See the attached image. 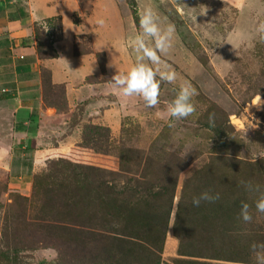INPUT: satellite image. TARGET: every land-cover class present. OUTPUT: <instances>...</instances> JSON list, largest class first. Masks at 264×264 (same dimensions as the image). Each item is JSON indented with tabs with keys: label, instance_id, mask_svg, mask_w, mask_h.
<instances>
[{
	"label": "rangeland",
	"instance_id": "obj_1",
	"mask_svg": "<svg viewBox=\"0 0 264 264\" xmlns=\"http://www.w3.org/2000/svg\"><path fill=\"white\" fill-rule=\"evenodd\" d=\"M76 1L78 26L72 32L60 26L55 47L28 80L33 89L27 94L38 98L41 116L32 126L34 146L29 141L25 152L16 148L10 181L0 177V264H77L33 219L36 205L52 187L54 172L74 174V166L87 173L91 167L99 170L90 179H100V170L117 174V182L127 185L124 150V166L135 178L152 158L155 166L147 178L155 183L189 166L179 177L161 264H254L248 240L264 235V214L255 207L259 193L240 190L253 217L245 223L238 219V197L222 200L219 182L224 176L264 190V42L256 31L264 23V0ZM149 6L162 26L175 25L173 46L161 56L160 68L174 71L177 79L161 82L154 108L139 98L122 99L110 82L136 63L130 38L140 31V14ZM14 76L13 67L3 68L0 86L12 90ZM186 83L197 91L196 111L170 128L157 113ZM249 165L258 166L260 176ZM205 190L218 192L220 200L193 206V196ZM181 206L192 220L178 218ZM199 227L203 236H212L207 243L195 237Z\"/></svg>",
	"mask_w": 264,
	"mask_h": 264
},
{
	"label": "trees",
	"instance_id": "obj_2",
	"mask_svg": "<svg viewBox=\"0 0 264 264\" xmlns=\"http://www.w3.org/2000/svg\"><path fill=\"white\" fill-rule=\"evenodd\" d=\"M30 120L35 125L38 116L32 115ZM124 154L125 150L121 155L122 170L131 176L127 185L122 186L117 182V174L100 170L103 173L98 176L100 179H90L93 176L91 172L99 170L91 167V172L87 173L84 168L74 166V171L77 172L74 174L66 173L65 170L54 172L51 176L55 179L52 187L46 191L41 204L36 205L37 211L33 219L41 222L47 233L60 240V250L63 251L64 248L66 252L63 253L67 257L75 256L77 264L162 262L179 177L189 166H180L173 170L170 178L162 183H155L147 178L155 166V162L151 163V157L147 158L146 170L144 169L140 178H135V173L124 166ZM228 166L238 170L246 168ZM247 168L260 176L258 166L249 165ZM166 169L170 171L172 168ZM107 175L109 179L104 177ZM167 175L170 176L168 173ZM220 183L224 189L222 200L235 195L238 197L235 199L236 204L246 202L245 196L241 195L240 181H227L223 176ZM17 197L28 201L23 196ZM177 215L180 220H184L185 216L193 219L183 206ZM194 230L198 241L207 243L206 240L212 239V236H203L200 227ZM251 237L249 243L264 242L262 234L255 233ZM69 251H72L71 254Z\"/></svg>",
	"mask_w": 264,
	"mask_h": 264
},
{
	"label": "crops",
	"instance_id": "obj_3",
	"mask_svg": "<svg viewBox=\"0 0 264 264\" xmlns=\"http://www.w3.org/2000/svg\"><path fill=\"white\" fill-rule=\"evenodd\" d=\"M78 11L76 0H0V73L11 66L15 74L12 90L5 93L7 88L0 86V177L5 182L10 181L15 149L25 152L29 141H36L32 126L41 115L38 98L27 94L33 89L28 80L55 47L53 36L60 35V26L70 32L78 26ZM32 115L38 116L35 125Z\"/></svg>",
	"mask_w": 264,
	"mask_h": 264
},
{
	"label": "clouds",
	"instance_id": "obj_4",
	"mask_svg": "<svg viewBox=\"0 0 264 264\" xmlns=\"http://www.w3.org/2000/svg\"><path fill=\"white\" fill-rule=\"evenodd\" d=\"M162 25L163 21L160 16L150 6L140 14V31L130 38V46L136 53V63L127 73H118L110 81L115 93L122 99L139 98L146 107L154 108L160 103L161 82L175 83L176 73L171 70L162 71L160 68L161 56L167 54L173 46L175 25L171 23L166 26ZM256 31L260 41L264 42V23L259 24ZM195 95H197V91L190 83L180 85L174 99L167 102L166 108L162 112H158L157 115L167 121L168 127L174 128L175 122L187 119L195 113V105L192 103V98ZM209 124L214 127L213 114L209 115ZM251 126L255 128L258 124ZM240 184L248 192L259 193L255 207L257 212L264 214V190L251 181L241 180ZM218 200H220L218 192L213 193L211 190H205L198 196H193L192 205L199 207L201 202L215 203ZM238 219L245 223L252 221L253 217L248 203L241 202ZM250 250L254 264H264V242L251 244Z\"/></svg>",
	"mask_w": 264,
	"mask_h": 264
},
{
	"label": "built area",
	"instance_id": "obj_5",
	"mask_svg": "<svg viewBox=\"0 0 264 264\" xmlns=\"http://www.w3.org/2000/svg\"><path fill=\"white\" fill-rule=\"evenodd\" d=\"M21 58H23V57H21ZM4 92L7 93V92H9V90L8 89H5Z\"/></svg>",
	"mask_w": 264,
	"mask_h": 264
}]
</instances>
